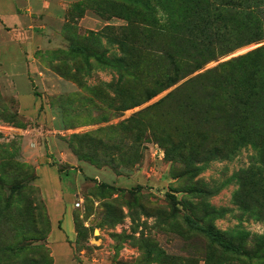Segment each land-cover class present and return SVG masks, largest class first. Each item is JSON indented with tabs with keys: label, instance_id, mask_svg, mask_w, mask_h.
<instances>
[{
	"label": "rangeland",
	"instance_id": "rangeland-1",
	"mask_svg": "<svg viewBox=\"0 0 264 264\" xmlns=\"http://www.w3.org/2000/svg\"><path fill=\"white\" fill-rule=\"evenodd\" d=\"M0 1V264H264V107L236 128L204 94L260 103L264 68L234 61L264 39L211 60L216 0Z\"/></svg>",
	"mask_w": 264,
	"mask_h": 264
},
{
	"label": "trees",
	"instance_id": "trees-1",
	"mask_svg": "<svg viewBox=\"0 0 264 264\" xmlns=\"http://www.w3.org/2000/svg\"><path fill=\"white\" fill-rule=\"evenodd\" d=\"M245 1L247 0H216V4L218 5V7L216 6V8L213 9V20L215 22L214 27L212 28L213 23L208 22L207 24H205L206 26H208L209 33L206 43L210 45L215 44L214 46L217 47L215 49L206 50V54L210 57L211 60L215 59L217 55L223 56L228 53L229 49H231L230 45L237 42L239 39L252 38L254 39V42H258L264 39V5L261 7V27L254 31L245 30L243 26L244 24L226 18L228 9H238L245 4ZM245 60H249V63H247L249 66L255 64L256 69H254L252 75L257 74L261 70L259 66L264 68V47H260L254 52L248 53L244 57H239L234 62H241ZM173 63L175 64L174 61ZM200 67L201 65H196L192 67V69L197 70ZM221 78L222 77H220L218 81L216 80V84H220V86L215 87L213 84L206 88L204 87V94L211 102L217 100L220 101L223 95L226 94V84H229V79L226 78V82L225 84H223L224 79L221 81ZM238 83L239 81L237 80V82L232 84L231 87L229 86L232 89L231 91H233V93L226 94V99L228 102H224L223 104H221L220 102H216V104L210 102L206 105L207 112L211 115L210 117L215 118L213 119V121L221 122L229 120L228 122H230L234 127L236 126V128H238L245 122L246 113L248 111L252 113L255 108L261 107V105L264 107V97L260 98V103H256L255 98L250 95L252 94V92L250 91L254 89L253 85L242 86L241 83ZM240 89H244L246 93L250 94L242 93L240 92ZM147 99H149V97ZM261 110L264 111V109H259V111ZM226 111L232 114V118L225 116ZM253 149L255 150L256 154H264V138L262 139L260 145H253ZM262 179L264 178L262 177ZM210 238L213 242L218 243L221 248L239 253V250L237 248L222 243L218 238Z\"/></svg>",
	"mask_w": 264,
	"mask_h": 264
},
{
	"label": "crops",
	"instance_id": "crops-1",
	"mask_svg": "<svg viewBox=\"0 0 264 264\" xmlns=\"http://www.w3.org/2000/svg\"><path fill=\"white\" fill-rule=\"evenodd\" d=\"M15 12H16V9H15L14 4H12L8 1H6V2L0 1V13L2 15L6 16V17L9 15L12 16L11 14H13ZM51 211H52V222H53V224H57V222L61 219V209H60V205L58 204V202L56 200L51 201Z\"/></svg>",
	"mask_w": 264,
	"mask_h": 264
}]
</instances>
